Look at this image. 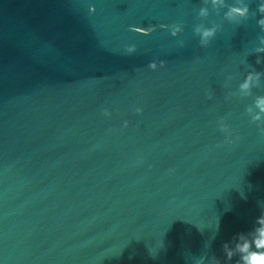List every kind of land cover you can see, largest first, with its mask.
Here are the masks:
<instances>
[{
  "label": "water",
  "instance_id": "water-1",
  "mask_svg": "<svg viewBox=\"0 0 264 264\" xmlns=\"http://www.w3.org/2000/svg\"><path fill=\"white\" fill-rule=\"evenodd\" d=\"M236 2L208 0L201 17L205 0H0L4 264H153L148 249L164 235L168 264H193L223 257L225 241L255 226L264 132L246 109L264 95V76L248 96L238 84L264 72V13L244 0L248 16L230 23L223 14ZM174 21L176 35L161 27ZM198 24L220 25L207 45ZM220 117L236 144L217 146Z\"/></svg>",
  "mask_w": 264,
  "mask_h": 264
},
{
  "label": "clouds",
  "instance_id": "clouds-1",
  "mask_svg": "<svg viewBox=\"0 0 264 264\" xmlns=\"http://www.w3.org/2000/svg\"><path fill=\"white\" fill-rule=\"evenodd\" d=\"M211 5L213 8L219 9V7L225 6V0H211ZM258 8L261 13H264V0H260ZM89 11L94 12L95 5H89ZM248 13V4L245 3L244 0H237L236 3L227 5V11H225L223 15L230 23L238 24L242 19L248 16ZM198 15L201 17L209 15L208 0H205V4L199 8ZM258 23L261 25V28L264 29V15L259 18ZM154 27L155 25H149L147 27H141L135 24L128 25L130 30L143 33L151 32ZM161 27L168 28L172 35H176L178 32L182 31L183 25L182 22L174 21L171 24H162ZM219 27L220 25L218 24H213L210 27L204 24H198L195 27V31L200 35V43L202 45H207L212 37L215 36ZM260 41V45L257 46L255 50L257 52H264V36L260 37ZM124 49L128 54H132L135 52L136 45L125 44ZM164 63V60H159V66H163ZM257 63H260L259 59ZM148 66L149 68L157 69V59L149 61ZM262 76H264V72L248 71L245 78L238 84L239 95H251L252 88L259 84ZM228 95L233 96L236 95V93L229 92ZM253 103L255 108L252 105H248L246 111L250 121L257 122L260 131L264 132V95H257ZM256 108H258L259 111H257ZM130 110L134 114H142L144 112V108L140 104L131 105ZM100 112L105 118H111L113 114V110L109 106H102ZM223 121V117L218 118L219 130L224 135L222 140L216 142L217 146L221 144H236L240 139V133L235 131L230 124L224 123ZM130 123L131 121L129 118L126 116L122 117L119 123V129L129 127ZM234 131L235 134H233ZM148 167L150 168L152 165L148 164ZM214 234L215 231L213 232V236ZM171 247L172 242L167 240L164 235L162 243L157 251L148 249V257L153 261V264H168V252ZM134 255L135 251L129 254L128 259L132 260ZM120 258L117 264H119ZM205 260H207V264H264V212L256 218V224L252 229L247 232L236 233L231 241H225L223 243V257L215 254L209 255L205 252L203 255L195 258L193 264H205ZM0 264H4V262L0 260Z\"/></svg>",
  "mask_w": 264,
  "mask_h": 264
}]
</instances>
